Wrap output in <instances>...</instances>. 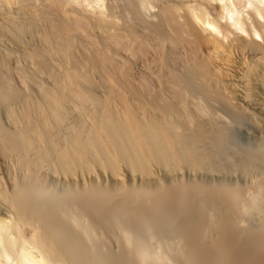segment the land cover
Instances as JSON below:
<instances>
[{"label":"bare ground","instance_id":"obj_1","mask_svg":"<svg viewBox=\"0 0 264 264\" xmlns=\"http://www.w3.org/2000/svg\"><path fill=\"white\" fill-rule=\"evenodd\" d=\"M38 31H41L39 35ZM25 34L31 38L36 35L38 42H24ZM20 60L36 65L40 73L46 75L43 77L49 79L39 86L36 100L29 97L25 89L26 92L15 90L9 74L4 73L10 64ZM56 64L62 66L56 69ZM132 66L135 71L131 73ZM16 69L18 74L20 71ZM24 70L26 72V68ZM23 79L19 78L21 83L25 81L24 86L20 85L25 87L29 81ZM17 102L18 107L14 106ZM1 109L11 128H4L0 120V156L14 157L18 169L28 173L30 170L40 173L48 167L74 183L97 174L95 179L100 176L103 181L100 187L104 188L100 195L95 192L94 202L93 198L85 201L86 204L91 201L88 206L80 202L82 199H78V195H74L80 200L79 203L74 201L77 204L67 197L48 203L43 198L44 202L40 196L47 191L38 189L37 178L30 183L23 181L25 189L16 185L11 192L0 185V264H134L132 260L142 256L140 252L135 256L136 253L126 251L117 255L101 251L103 246L98 239L107 217L100 212L108 211L105 216L113 215L112 221L117 222L115 213L111 214L112 210L108 209L109 203L119 200L118 203L135 208L131 203L137 201L130 199L131 193L135 197L142 188L162 187L161 177L156 175L159 170L165 178L176 179L185 170L200 172L218 166L222 155L233 147L230 148L233 130L216 120L218 111L238 126L246 123L258 134L261 144L257 150L249 154L251 148H248L247 154L240 157L245 153L243 150L244 153L236 155L240 159L237 168L242 174L246 178L259 175L261 180L254 183L257 185L254 197L249 196L251 200L241 202L242 206H230L218 193L221 200L215 193L212 194L214 198L202 193L203 202L208 201L209 207L222 210V214L224 209L231 208L234 212H244V217L249 213L250 217L255 215L260 219L259 222L264 221V208L261 204L260 207L255 205L258 195L264 197V0H0ZM124 191L130 192L129 200L125 197L129 193ZM121 192L125 193V199H120ZM183 197L182 200L188 198ZM253 199L255 202H251ZM145 201L149 205V201ZM1 204H7V209L3 210ZM148 205L145 203L149 208ZM143 206H139L141 210ZM92 214L101 217L93 218ZM231 214L228 219L234 215ZM110 219L111 216L108 222L112 223ZM228 219L204 220L210 225L199 227L202 229L197 235L196 231H190L195 228L190 223L187 228L193 235L186 234L187 242L182 238L186 243L182 247L196 254L195 258L198 257L202 264H221L226 261V254L235 249L254 255L258 263L264 264V251H259L257 245L264 249V232L259 233L260 237L245 236L246 232L240 228L234 233ZM188 220L193 222L194 219ZM121 221L117 223L122 225ZM200 222L196 221L200 226L205 224ZM111 223L107 225L109 228L115 224ZM128 224L133 226V223ZM183 224L185 228L188 226ZM211 224L219 237L215 242L211 238L213 242L206 244V229L214 233ZM119 225L114 228L119 229ZM262 226L263 229L264 224ZM228 246H232L229 251ZM189 253L190 258L193 255ZM188 256L180 257L188 259Z\"/></svg>","mask_w":264,"mask_h":264},{"label":"rangeland","instance_id":"obj_2","mask_svg":"<svg viewBox=\"0 0 264 264\" xmlns=\"http://www.w3.org/2000/svg\"><path fill=\"white\" fill-rule=\"evenodd\" d=\"M3 13L4 12H6L5 11V9L2 11ZM2 13V14H3ZM38 33V35L41 33V31H38L37 32ZM27 34H25V36H26ZM23 37V41L24 40H26V41H24V42H27V43H30V44H36L38 41H37V39L38 38H36V35L33 37L32 36V38H31V36H29V34L26 36V37ZM29 36V37H28ZM28 38V39H27ZM32 39V40H31ZM34 40V42H32ZM35 40H36V42H35ZM11 45L12 44H10V47H11ZM12 46H14V44L12 45ZM13 48V47H12ZM16 50V49H15ZM17 53H19V51H16ZM19 55V54H18ZM21 62V63H20ZM27 62V61H26ZM25 62V60L23 61H18V63H16L15 62V64H8L9 65V67H8V69H6V70H8V71H5L4 73L6 74V73H8L7 75H8V77H7V75H6V77L12 82V84H13V88L15 89V90H18L19 92H20V90H22V91H25L26 92V94L27 93H29L28 94V96L29 97H32V99L33 98H35L34 100H36V99H38L39 98V91H38V89L40 90V88L41 87H39V86H43V83H44V85H45V83L47 82H49V79H48V77L47 78H44V77H46V75L45 74H43L42 72L40 73V71L38 70V68H37V66L36 65H33V64H31V63H26ZM10 63H13V62H10ZM25 63V64H24ZM18 64V65H17ZM26 64L28 65V66H26ZM30 64V65H29ZM7 65V66H8ZM13 65V66H12ZM16 65H17V67H16ZM20 65V66H19ZM61 64H59V65H55L56 66V69H57V66H60ZM14 66H15V68H14ZM23 66V67H22ZM25 66V67H24ZM62 66V65H61ZM30 67V68H29ZM35 67V68H34ZM134 66H132V67H130V69L132 70V71H130L131 73L133 72V68ZM10 68H12L11 70H13V71H10ZM17 68V69H16ZM19 68H20V70H19ZM21 68H23V69H21ZM26 68V72H25V69ZM33 70H32V69ZM63 68V67H62ZM14 69H16L17 71H20L18 74H17V72L14 70ZM29 70V71H28ZM21 71H22V73H21ZM134 71H135V69H134ZM10 72V73H9ZM14 72H16V73H14ZM4 74V75H5ZM13 74V75H12ZM20 74V75H19ZM21 74H22V77L25 79V78H28L29 76H30V80L29 79H27L29 82L26 84L25 83V87H22V86H24V79H23V83H21L20 82V80H19V78L22 80V77H21ZM33 74H35V75H33ZM41 74V75H40ZM26 75V76H25ZM28 75V76H27ZM37 75V76H36ZM40 75V76H39ZM43 75H44V77H43ZM20 76V77H19ZM25 76V77H24ZM33 76H34V79H36V80H34L33 79ZM11 77V78H10ZM32 77V78H31ZM35 77H37V78H35ZM43 78V79H42ZM39 79V80H38ZM47 79H48V81H47ZM26 80V79H25ZM26 80V81H27ZM36 81V83H33L34 81ZM41 80V81H40ZM44 80V81H43ZM31 81V82H30ZM41 83V84H40ZM20 84H23L22 86L20 85ZM29 84V85H28ZM35 84V85H34ZM39 84V85H38ZM28 85V86H27ZM38 85V86H37ZM23 88V89H22ZM25 89V90H24ZM29 91V92H28ZM38 92V93H37ZM14 104H16V105H14V106H17L18 107V105H19V102H17V103H14ZM221 111H218L217 112V114H218V118H216V120L217 121H219L220 123H226L227 125H228V127H229V129L232 131L233 130V132H231V133H233V134H230V148H231V146H235L233 149L234 150H236V152L235 151H233V149L231 148V150H229V148H228V150H227V152H225V154L224 155H222V157L219 159V161H220V163H217L218 164V166H215L214 167V169L213 168H210L209 170H211V171H209V173H207L208 171H200V172H191V170H185L184 172H183V174L181 175V176H179L178 178L176 177V181L172 178V179H168L167 177L165 178V174L163 173V171H158V172H156V175L158 176V177H161L160 179H161V181H162V183H163V185H162V187H160V188H157V189H155V188H153L154 190H152V188H149V189H145V188H142V190H140V191H142V192H137V196L135 195V197L134 196H132L133 194L131 193V196H130V192H125V193H129L128 194V196H127V194L125 195V193L124 192H121V193H123V194H119V196H121L120 197V199H125L124 198V195H125V197H126V199L127 200H129V198L130 199H135L137 202H134L133 204L131 203V206L132 205H134V207L135 208H129L128 207V205H130V204H122L121 202L120 203H118L119 202V200H114V203L113 202H111V203H109L110 205L108 206V209L111 211V212H113V213H111V214H114L115 213V215H116V218L114 219L115 221H117V222H119V221H121V220H123V219H125L126 221L124 222V220H123V223H122V221L120 222V223H122V225L120 226L119 225V223H117V222H114V221H112L113 219L112 218H114V217H112L113 215H110L111 216V221H112V223L115 225V226H117V225H119L120 227H119V229L116 227V229L114 228L115 226L113 225V227H111L110 226V228H109V226H107V225H110V223L108 222L109 221V218H110V216H109V218H108V214L105 216V213H108V211H104V214H103V211L102 212H100V214H102V215H104V217L106 218L107 217V223H104V231L102 232V234H101V237L98 239V240H100L99 241V243H101V245L103 246V248H102V246L100 247V248H102L101 249V251L104 253V254H115V255H117V254H125L126 252L128 253V254H133V253H136L135 254V256L136 255H138V253L139 254H142V256H141V258H140V256H136V258L134 257L133 258V260H132V263H134V264H151L152 262V264H163V263H165V264H192L191 262H193L194 264H202V261H199L200 259H198V257L197 258H195V255L194 254H191V251H190V253L188 252V251H185V250H187V249H185L184 247H182V246H184V243H185V241H186V239L189 237V235H193L192 233L191 234H189L190 233V231L191 232H195V234L197 235L198 234V232H200L201 231V229L202 228H200L199 229V227H204V225H206V226H209L208 225V222L206 223V222H204V220H206L207 218V220L206 221H208V220H210L209 219V217H207V216H209L210 215V217L212 216L213 218L211 219V220H217V219H221L222 218V220H226V219H228V215H230L231 214V212H233L232 214H234V215H232L233 216V219H230L232 216H230V218L227 220L228 222H229V224L231 225L230 226V228L233 230V232L234 233H236V230L237 229H239L240 228V230H243V231H245L246 232V234H244V232H242L245 236H250L251 234L252 235H254V236H252V237H258V235H259V237H260V234L261 233H263L264 231V228L262 229V225L264 224V221H260L259 222V220L260 219H258L257 220V217H256V219H254V216L252 215V217H250L248 214H246V216L249 218H247L246 216L244 217V215H245V213L244 212H242L241 210L240 211H233L231 208V210L230 209H224V216H222L223 214H222V210H218V211H216V209L214 208V207H209V205H211V203H208V201H204L203 202V197H202V193H203V196H204V194L206 195V196H212V198H214L215 196L216 197H221V199H222V197H223V199H224V201L225 202H227V203H229V205L231 204V205H233V206H238L239 204H241V206H242V203L241 202H243V201H246V202H249L253 197H254V194H255V192H256V189H255V187H257V185L256 184H254L255 182L257 183V181L259 182L260 180H261V176H259V175H255V176H253L252 178L251 177H245L243 174H242V171H241V169L240 168H237L238 167V165L239 164H237V162L239 163V156L241 157V156H243V155H245V154H247V153H252V152H254L255 150H257L259 147L258 146H260V140H259V138L257 137V133L256 134H254L255 133V130L252 128V127H250L249 125H247L246 123L244 124V126H238V125H236L235 123H233L232 122V120H231V118H229L226 114V116L223 114V113H220ZM221 114V115H220ZM0 120H1V122H2V125H4L3 127L4 128H11L10 126H9V123H8V118L6 117V114H5V112H3L2 111V109H1V111H0ZM214 116H216L217 117V115H214ZM230 125V126H229ZM232 128V129H231ZM60 131H62V129L60 130ZM60 131H59V133H60ZM63 132V131H62ZM61 132V133H62ZM65 133V132H64ZM63 133V134H64ZM61 135V136H66V135ZM66 134V133H65ZM258 139H257V138ZM255 139V140H254ZM232 140V141H231ZM256 143L258 144V145H256ZM236 148V149H235ZM251 148V150L249 151V152H247V150H249V149ZM256 148V149H255ZM247 149V150H246ZM238 150H240V151H238ZM244 150V152H242ZM233 151V152H232ZM252 151V152H251ZM239 152H241V153H244V154H241V155H239L240 153ZM247 152V153H246ZM235 154V155H234ZM239 155V156H237V155ZM228 159V161H227V159ZM8 158V159H7ZM4 157L3 155L2 156H0V185H1V187L4 189V190H6V191H8V192H11V191H13V190H11V189H13L16 185L17 186H20V187H23L22 189H25L24 187H27L26 185H25V183H23V181L24 182H28V183H30L31 181H32V179L33 178H35L34 180H36V178H37V182L39 181V183L38 184H40V185H37L39 188L38 189H43V191H45L46 193H45V195L44 196H40V197H42L41 199H43V198H45V200L47 201H45L44 199V202H46V203H48V202H50V201H52V199H55L56 201L59 199V200H63V199H65L66 197V199H68L69 201H71V202H73L74 204H77V203H75V202H78L79 203V201L80 200H78V199H82V201H80V202H83L84 204H86V200H90V199H92L93 197H95V194L96 193H99V195L100 194H102L103 192V190H102V188H104V187H100V185L101 186H103L102 184H103V181H102V178L100 177V176H98L97 177V179H99V180H97V179H95L96 178V176L95 175H97V174H95V175H89V177L87 176L86 177V179H84L83 181H79L78 183H77V181H75V183H77V184H75L74 182H72L71 180H69V181H71L70 182V186H69V181L68 180H66V178H64L63 176H61L60 174H58V173H56L55 171H53V170H49V169H47L46 167L43 169V170H40L41 172L40 173H36V174H34V170H30V174L32 173V174H34L33 176H32V174L31 175H28L29 173H28V171H24V170H22V169H18V162L16 161V159L13 157V158H11V157ZM14 159L13 161L12 160H10V159ZM238 158V159H237ZM4 159H5V161H4ZM222 159V160H221ZM7 160V161H6ZM218 161V162H219ZM221 161H223V162H221ZM8 162V163H7ZM13 162V163H12ZM229 162V163H228ZM17 163V164H16ZM220 164V165H219ZM13 165H14V167H13ZM237 165V166H236ZM221 166H222V168H221ZM220 169V170H219ZM46 170V171H45ZM48 170V171H47ZM96 170V169H95ZM213 170V171H212ZM51 171V172H50ZM231 171V172H230ZM49 172V173H48ZM97 172H98V170H97ZM203 172H205V173H207V174H204ZM214 172V173H213ZM20 173V174H19ZM24 173V174H23ZM198 173V174H197ZM52 174H53V176H52ZM56 174V175H55ZM57 174H58V176H57ZM194 174V175H193ZM210 174H211V176H210ZM243 176H242V175ZM23 175H24V179H22L23 178ZM229 175V176H228ZM21 176H22V178H21ZM29 176V177H28ZM35 176V177H34ZM26 177V178H25ZM28 177V178H27ZM62 177V178H61ZM93 177V178H92ZM100 177V178H99ZM179 179V180H178ZM199 179V180H198ZM31 180V181H30ZM33 180V181H34ZM171 180V181H170ZM195 180V181H194ZM203 180V181H202ZM20 181V182H19ZM41 181V182H40ZM66 181V182H65ZM89 181V182H88ZM90 181H91V183H90ZM199 181V183H200V185H199V183H197ZM49 182V183H48ZM87 182V183H86ZM105 182V181H104ZM174 182V183H173ZM185 182V183H184ZM20 183H21V185H20ZM22 183H23V186H22ZM48 183V184H47ZM73 183H74V186H73ZM79 183H80V185H79ZM85 183V184H84ZM91 185H90V184ZM93 183H94V185L96 186H94L93 185ZM99 183V184H98ZM171 183V184H170ZM220 183V184H219ZM19 184V185H18ZM41 184H43V185H41ZM84 184V185H83ZM183 184V185H182ZM197 184V185H196ZM254 184V185H253ZM258 184V183H257ZM48 185L50 186L49 188H48ZM87 185V186H86ZM174 186V187H172V186ZM194 185V186H193ZM223 185V186H222ZM227 185V186H226ZM253 185V186H252ZM256 185V186H255ZM46 186V187H45ZM82 186V187H81ZM90 186H92V187H90ZM226 186V187H225ZM43 187V188H42ZM69 187V188H68ZM72 187H74V188H72ZM84 187V188H83ZM99 187V188H98ZM188 189H187V188ZM208 187V188H207ZM37 188V187H36ZM75 188H77V190L75 189ZM92 188V189H91ZM101 188V189H100ZM163 190H162V189ZM173 190H172V189ZM207 188V189H206ZM211 188V189H210ZM68 189V190H67ZM74 189H75V191H74ZM84 189H85V192H84ZM167 191H166V190ZM180 189V190H179ZM83 190V191H82ZM94 191V192H92V191ZM102 190V191H101ZM149 190H151V191H149ZM156 190V191H155ZM175 190V191H174ZM226 190V191H225ZM254 190V191H253ZM73 191V192H72ZM80 191V192H79ZM87 191V192H86ZM146 191H147V193H146ZM149 191V192H148ZM162 191H163V193H162ZM172 191V192H171ZM174 191V192H173ZM181 191V192H180ZM213 191V192H212ZM215 191V192H214ZM217 191V192H216ZM67 192H68V195H67ZM78 192V193H77ZM84 192V193H83ZM96 192V193H95ZM160 192H161V195H159L160 194ZM229 192H230V194H229ZM249 192V193H248ZM250 192H253V193H250ZM158 193V194H157ZM165 193V194H164ZM180 193V194H179ZM196 193V194H195ZM216 194L215 196H213L212 194ZM219 194V196H218V194ZM220 193L222 194V195H220ZM224 193V194H223ZM261 193V192H260ZM259 193V194H260ZM54 194V195H53ZM70 194V195H69ZM80 194V195H79ZM147 194V195H146ZM154 194V195H153ZM163 194V195H162ZM166 194H167V196H166ZM173 195V194H175V195H173V196H171V195ZM176 194H179V196L178 195H176ZM195 195V196H193V197H195L194 199H193V197H191L192 195ZM226 194H228V195H226ZM48 195V196H47ZM78 197V199H75L76 197ZM78 195V196H77ZM89 195V196H88ZM98 195V194H97ZM96 195V196H97ZM197 195V196H196ZM201 195V196H200ZM263 194H261V195H258L257 196V198H259L258 200L259 201H261V202H259V201H257L255 198V201H257L256 202V204L255 205H260L261 207H262V209L264 208V205H262V204H264V197L262 196ZM61 196V197H60ZM65 196V197H64ZM130 196V197H129ZM158 196H161L160 198L158 197ZM164 196V197H163ZM188 197L189 198V200L190 201H188V198H186V199H184V197ZM249 196H250V198H249ZM57 197V198H56ZM59 197V198H58ZM84 197H85V200H83L84 199ZM87 197V198H86ZM91 197V198H90ZM98 197V196H97ZM127 197H129V198H127ZM140 197H141V199L142 200H144V202L146 203V205H148V203H147V201H145V200H148L149 201V208L147 207V206H145V203L140 199ZM146 197H148V198H146ZM158 197V198H157ZM171 197V198H170ZM182 197H183V199L184 200H182ZM197 197H200V198H198L197 199ZM220 197L218 198V199H220ZM262 197V198H261ZM51 199V200H49V199ZM144 198V199H143ZM152 198V199H151ZM178 200H177V199ZM65 199V200H66ZM75 199V200H74ZM95 199H97L96 197H95ZM156 199H157V201H156ZM198 200V202H200V203H198V202H195L196 200ZM220 199V200H221ZM228 199V200H227ZM249 199V200H248ZM254 199L251 201V202H255L254 201ZM58 200V201H59ZM140 200H141V202H140ZM164 202H162V201ZM165 200H167V201H165ZM195 200V201H194ZM75 201V202H74ZM118 201V202H117ZM175 201V202H174ZM89 202H91V201H87V204L86 205H88V206H90L91 205V203L89 204ZM93 202H94V198H93ZM92 202V203H93ZM239 202V203H238ZM259 202V204H257ZM3 203V202H2ZM5 203V202H4ZM116 203H118V204H116ZM153 204V207L151 206L152 204ZM158 203H160L159 205H157ZM184 203V204H183ZM207 203V204H206ZM244 203V202H243ZM138 204V205H137ZM164 204V205H163ZM181 204V205H180ZM196 204H198V205H196ZM201 204H204V206L203 205H201ZM2 205V209L4 210V209H7V204H6V206L4 205V204H1ZM141 205V207H142V205H144L143 207V209L141 210V208L139 207ZM162 205V206H161ZM179 205V207H178V209H177V206ZM205 205H206V207H205ZM230 205V206H231ZM117 206H119V207H121V209L119 208V207H117ZM130 206V207H131ZM150 206H151V208H150ZM259 206V207H260ZM6 207V208H5ZM113 207V208H112ZM115 207V208H114ZM118 208V210H117V208ZM156 207H158L157 209H156ZM201 207V208H200ZM202 207H204V209H202ZM112 208V209H111ZM129 208V210L127 211V209ZM136 208H138V209H136ZM146 208V209H145ZM209 208V209H208ZM210 208H213V209H210ZM229 208V207H228ZM114 209H116V210H114ZM123 209V210H122ZM132 209L134 210V211H132ZM148 209H150V210H152V212L154 213V212H156V213H152V212H150V210L148 211ZM155 210V211H154ZM170 212H169V211ZM178 212H176V211ZM198 210V211H197ZM201 210V211H200ZM215 210V211H214ZM130 211H132V212H134V214L132 213V212H130ZM144 213H146L147 214V217H146V214L144 215L142 212ZM168 211V212H167ZM181 211V212H180ZM197 211V212H196ZM213 211H214V213H213ZM226 211H228V212H226ZM6 212V211H5ZM127 214H126V213ZM138 212V213H137ZM172 212H175V213H173L172 214ZM200 212H202V213H200ZM205 214H204V213ZM216 212H219L218 214H220L219 216H218V214L216 213ZM122 214V213H124V215L122 216V215H120L119 216V214ZM128 213H132L131 215H128ZM135 213H137V214H135ZM142 213V214H141ZM150 213H152V214H150ZM159 213V214H158ZM162 213V214H161ZM170 214L169 215V217H167L168 216V214ZM180 213V214H179ZM212 213V214H211ZM227 213V214H226ZM241 213V214H240ZM95 214H98V213H95ZM94 214V216H93V214H92V216H93V218H100L101 216L100 215H98L97 217H96V215ZM139 214V215H138ZM175 214V215H174ZM192 214V215H191ZM196 214V215H195ZM214 214H216V218H215V215ZM114 215V216H115ZM117 215L119 216V217H117ZM162 215V216H161ZM165 217H164V216ZM167 215V216H166ZM172 215L174 216L173 218L175 219H173L172 218ZM183 215H184V217H183ZM195 215V216H194ZM204 215V216H203ZM237 215V216H236ZM129 216H131V217H129ZM186 216V217H185ZM199 216V217H198ZM202 216V217H201ZM217 216H218V218H217ZM227 216V217H226ZM235 216H236V218H237V220H236V218H235ZM241 216H243V217H241ZM171 217V218H170ZM203 217L205 218V217H207V218H205V219H203ZM223 217H224V219H223ZM226 217V218H225ZM241 217V218H240ZM150 218V219H149ZM162 218V219H161ZM169 218H170V220H169ZM199 220H198V219ZM200 218H202L201 220H200ZM215 218V219H214ZM253 218V219H252ZM130 219L132 220V219H134L135 221H130ZM155 219V220H154ZM158 219H160V220H158ZM169 221H168V220ZM180 219V220H179ZM188 219H194L193 220V222L191 221V220H188ZM196 219V220H195ZM236 220V222H235V220ZM240 219V220H239ZM250 219H252V220H250ZM128 220V221H127ZM139 220H141V221H139ZM151 221V222H148V221ZM178 220V221H177ZM181 220H182V222H181ZM187 220V222L189 223H186L185 221ZM210 220V221H211ZM230 220H231V223H230ZM232 220L234 221V222H232ZM239 220V221H238ZM130 221V222H129ZM158 221V222H157ZM172 221V222H171ZM180 221V222H179ZM196 221L198 222V223H201L200 221H203L205 224H202V226H200V225H198L197 223H196ZM209 221V222H210ZM126 222H128V223H133V226H131L130 224H128L127 223V225L125 224ZM135 222V223H134ZM142 222V223H141ZM144 222V223H143ZM147 222V223H146ZM157 222V223H156ZM176 222V223H175ZM180 224H179V223ZM183 222H185V224H183ZM212 222V221H211ZM210 222V223H211ZM257 222V223H256ZM263 222V223H262ZM111 223V224H112ZM138 223V224H137ZM146 223V224H145ZM149 223V224H148ZM159 223H160V226H158L159 225ZM162 223H163V225H162ZM165 223H167V224H165ZM171 223V224H170ZM172 223H174V224H172ZM192 225H191V224ZM196 223V224H195ZM262 223V224H261ZM117 224V225H116ZM136 224V225H135ZM175 224H177V225H179V227L176 225V227H175ZM182 224L183 225H185L186 226V224L188 225V226H186V228L187 227H189L190 228V226L189 225H191L192 227H193V225H194V227L195 228H193V229H190V231H189V228H185L184 226H182ZM259 224V225H258ZM130 225V226H129ZM134 225H135V227H134ZM138 225V226H137ZM140 225V226H139ZM145 225H146V227H145ZM153 225V226H152ZM155 225V226H154ZM167 225H168V227H167ZM174 226V228H172L171 226ZM105 226H106V228H105ZM142 226V227H141ZM180 226H181V228H183V232H182V229L180 228ZM198 226V227H197ZM206 226H205V229H206ZM211 226L213 227V225L211 224ZM210 226V228L212 229V227ZM125 227V228H124ZM148 227H150L149 229H148ZM152 227H154V228H152ZM164 227H166L165 229H164ZM198 229H197V228ZM261 227V228H260ZM107 228H109L110 230H108ZM113 228H114V230H113ZM136 228V229H135ZM146 228V229H145ZM156 228V229H155ZM163 228V229H162ZM171 228V229H170ZM245 228V229H244ZM124 229V230H123ZM149 231H148V230ZM153 229H155V230H153ZM248 229H250L249 231H247ZM261 229V230H260ZM172 230V231H171ZM197 230H199V231H197ZM207 230V235H208V237L209 238H207L206 239V237H207V235L204 237V239L206 240V241H204V242H206V244L208 243V244H211L213 241L215 242V238H217L218 239V237L219 236H217V231L214 229V227H213V231H214V233L209 229V228H207L206 229ZM208 230H210L212 233H211V235L212 236H210L209 235V232L210 231H208ZM255 230V231H254ZM260 230V231H259ZM121 231V232H120ZM134 233V236H133V233ZM144 231V232H143ZM151 231V232H150ZM165 231V232H164ZM171 231V232H170ZM257 231H259L258 233H257ZM154 232V233H153ZM161 232V233H160ZM169 234H168V233ZM177 232V233H176ZM250 232V233H249ZM132 233V234H131ZM137 233H139V234H137ZM153 233V234H152ZM158 233H160L159 235H158ZM260 233V234H259ZM127 234V235H126ZM137 234V235H136ZM149 234V235H148ZM168 234V235H167ZM187 234H189L188 235V237H187V235L185 236V235ZM215 234V235H214ZM102 235H104V236H102ZM132 237H131V236ZM145 235V236H144ZM183 235V236H182ZM196 235H194V236H196ZM256 235V236H255ZM126 238H125V237ZM130 236V238H127V237H129ZM140 236V237H139ZM146 236H147V238H146ZM150 236V237H149ZM152 236H155V238L154 237H152ZM126 239V240H128V241H126L124 238ZM133 237H135V238H133ZM141 237H143V238H141ZM159 237V238H158ZM169 237V238H168ZM181 238V240H182V238H184V237H187L186 239H185V241H184V239L181 241L180 240V238ZM140 238V239H139ZM167 238V239H166ZM211 238L213 239V241L211 240ZM103 239V240H102ZM115 239V240H114ZM117 239V240H116ZM135 241H137L139 244H137V242H134V240ZM141 239H143V240H141ZM167 241H166V240ZM216 239V240H217ZM133 242H132V241ZM180 240V241H179ZM208 240V241H207ZM148 241H150L149 243H148ZM169 241H171V243L169 242ZM212 241V242H211ZM125 242H128L127 243V245H126V243ZM145 242V243H144ZM180 242H182V243H180ZM187 242V241H186ZM112 243V244H111ZM134 243H136V244H133ZM142 243V244H141ZM143 243H144V246H145V244L147 245V246H143ZM129 244H132V245H130L129 246ZM186 244V243H185ZM139 245V246H138ZM151 245V246H150ZM257 245H258V247L259 248H261V249H259L258 247H257ZM256 245V248H258V250L260 251V250H262V251H264V249H262V247L261 246H259V244H257ZM107 246V247H106ZM128 246V247H127ZM135 246V247H134ZM137 246V247H136ZM178 246H181L182 247V249H181V247H178ZM141 247V248H140ZM172 247V248H171ZM232 247V246H231ZM230 246H228V247H226L227 249H228V251L229 250H231L232 248H231ZM128 248L129 249H131V250H128ZM134 248V249H133ZM137 250H136V249ZM126 249V250H125ZM175 249V250H174ZM226 249V250H227ZM235 249V248H234ZM105 250V251H104ZM140 250H142V251H146V254H148V255H146L144 252H142V251H140ZM179 250H180V252H179ZM107 251H108V253H107ZM126 251V252H125ZM138 251V252H137ZM184 252V255L183 254H180V253H183ZM227 251V252H228ZM242 250H236L235 249V251L234 250H231L230 252H228V254L229 255H231V253H232V255H234V256H229L228 254H226V257L227 258H229V260L226 258V257H224L225 259H226V261L225 260H223V261H225V262H221V264H253V263H255V261H256V263L255 264H260V263H258V261L256 260V258L254 257V255H252L251 256V254L249 255V254H246V253H244V252H241ZM261 251V252H262ZM101 252V253H102ZM122 252H124V253H122ZM142 252V253H141ZM150 252V253H149ZM157 253H159V254H157ZM188 253L190 254V255H193V256H191L190 258H189V256H188ZM143 254H145V255H143ZM155 254V255H154ZM178 254V255H177ZM241 254V255H240ZM151 257H150V256ZM158 255L160 256V257H158ZM175 255H176V257H175ZM237 255L239 256L238 258H237ZM243 255H244V257H243ZM248 255V256H247ZM262 256H263V254H261ZM143 256H145V257H143ZM147 256H149L146 260H145V258L147 257ZM182 256H184V257H186L187 258V256H188V259H184V258H182L181 259V257ZM225 256V255H224ZM229 256V257H228ZM240 256H242V257H240ZM139 257V258H138ZM194 257V258H193ZM235 257V258H234ZM248 257V258H247ZM253 257V258H252ZM153 258V259H152ZM157 258V259H156ZM245 260H244V259ZM249 258H250V260H249ZM143 259L146 261H144V262H141V260L143 261ZM149 259V260H148ZM155 259H156V261H155ZM158 259H159V262H158ZM197 260V261H199V262H196L195 260ZM231 259V260H230ZM236 259H237V261H236ZM255 259V260H254ZM184 260H188V262H184ZM236 262H235V261ZM254 262H253V261ZM134 261H136V262H134ZM149 261V262H148ZM189 261H191V262H189ZM195 261V262H194ZM228 261H229V263H228ZM231 261H233V262H231ZM246 261V262H245ZM163 262V263H162ZM201 262V263H200ZM253 262V263H252ZM220 264V263H219Z\"/></svg>","mask_w":264,"mask_h":264}]
</instances>
